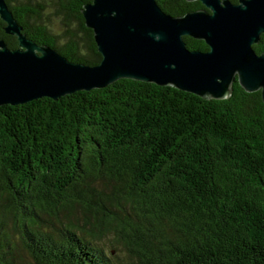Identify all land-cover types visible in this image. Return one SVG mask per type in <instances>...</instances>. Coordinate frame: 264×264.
Returning <instances> with one entry per match:
<instances>
[{"label":"trees","instance_id":"16d2710c","mask_svg":"<svg viewBox=\"0 0 264 264\" xmlns=\"http://www.w3.org/2000/svg\"><path fill=\"white\" fill-rule=\"evenodd\" d=\"M4 1L37 45L69 62H100L80 13L91 0ZM156 2L173 17L204 9ZM4 26L0 40L17 48ZM252 49L264 53V34ZM105 241L125 252V264H264L260 91L235 81L227 98L213 100L119 79L0 106V264H21L20 250L27 264H117Z\"/></svg>","mask_w":264,"mask_h":264},{"label":"water","instance_id":"95a60500","mask_svg":"<svg viewBox=\"0 0 264 264\" xmlns=\"http://www.w3.org/2000/svg\"><path fill=\"white\" fill-rule=\"evenodd\" d=\"M198 1L204 9L179 17L156 0H91L81 8L101 56L95 66L69 62L22 33L4 0L0 20L17 48L0 40V106L101 89L119 79L170 86L203 99L221 100L236 81L247 93L260 91L264 106V53L252 46L264 34V0ZM183 37L208 50L186 48Z\"/></svg>","mask_w":264,"mask_h":264},{"label":"rangeland","instance_id":"374dc122","mask_svg":"<svg viewBox=\"0 0 264 264\" xmlns=\"http://www.w3.org/2000/svg\"><path fill=\"white\" fill-rule=\"evenodd\" d=\"M45 15L46 17L44 20L48 21L47 24L52 30V32L57 35L60 34L62 31V28H61L59 19L56 16H54L52 13H47ZM110 244H111L110 241L109 242L105 241V243H103L102 246L104 248V251L111 252L110 254L111 260H113L115 263L125 264L127 262V257L125 256L126 255L125 252L120 251L117 248L110 247ZM18 259L21 264H27L29 260L27 254L25 252H22V250L18 252Z\"/></svg>","mask_w":264,"mask_h":264}]
</instances>
